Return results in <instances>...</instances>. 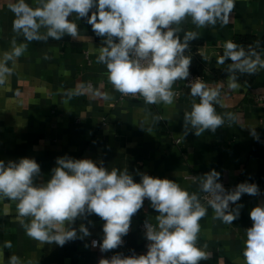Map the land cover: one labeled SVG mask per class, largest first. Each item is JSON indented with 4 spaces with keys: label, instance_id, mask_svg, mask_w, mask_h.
Here are the masks:
<instances>
[{
    "label": "crops",
    "instance_id": "obj_1",
    "mask_svg": "<svg viewBox=\"0 0 264 264\" xmlns=\"http://www.w3.org/2000/svg\"><path fill=\"white\" fill-rule=\"evenodd\" d=\"M14 2L0 0V56L11 51L14 38L18 45L27 43V50L14 64L9 62L13 75L0 86V160L35 159L42 180L47 181L58 157L87 158L103 162L109 170L127 168L136 182L139 173L174 180L189 192L199 193L205 205L199 185L202 176L212 170L233 188L254 183L259 194L242 195L237 202L242 205L239 218L232 224L214 219L210 207L199 222L198 245L207 244V251L212 252L211 259L200 264H244L245 230L252 225L249 213L264 202V107L256 103V97L264 93V70L237 74L241 87L235 91L227 88V75L217 78L213 70L227 69L231 63H217L228 40L245 47L259 42L257 51L264 58V0H236L224 27L197 29L190 19L182 25L185 31L199 33L186 53L192 58L189 71L203 74L210 87L223 82L216 111L237 115L236 123L226 120L224 127L199 137L194 132L184 135L183 115L193 100L184 81L174 84L176 97L171 106L146 105L143 98L120 100V93L108 81L106 67L96 62L103 38L95 35L86 19L70 17L78 24V40L64 36L59 41L49 38L29 43L13 32L15 17L8 5ZM26 2L35 6L34 0ZM104 94L112 98L105 99ZM157 116L159 121L154 119ZM251 128L258 139L251 135ZM177 138L182 140L180 145L175 144ZM156 215L145 199L143 208L132 217L124 243L102 253L98 246H91L92 240L103 238L104 221L95 214L76 220L77 238L64 246L41 245L26 235L16 202L0 199V264H8L11 255L20 257L23 264H99L115 251L143 254L147 240L138 225L146 220L156 223ZM81 223L91 233L83 239L79 238ZM5 241L11 242L10 249L3 247Z\"/></svg>",
    "mask_w": 264,
    "mask_h": 264
},
{
    "label": "clouds",
    "instance_id": "obj_2",
    "mask_svg": "<svg viewBox=\"0 0 264 264\" xmlns=\"http://www.w3.org/2000/svg\"><path fill=\"white\" fill-rule=\"evenodd\" d=\"M34 5L26 0L8 5L15 17L12 28L17 36L29 43L47 42L49 38L59 41L64 36L78 40V24L70 17L86 19L95 35L103 38L96 62L106 67L114 91L133 99L143 98L146 105L171 106L176 97L174 84L190 76L192 58L186 54L190 42L199 37L196 31H185L183 23L190 19L197 29L227 26L236 0H34ZM257 47L259 42L247 47L232 40L224 43L217 63L231 61L226 69L229 90L241 87L237 74L254 75L264 70V58ZM26 50L27 43L18 45L14 38L11 51L0 56V86L13 75L9 62L14 64ZM186 86L193 100L191 109L183 115L184 135L194 132L199 137L205 131L214 133L224 127L226 120L236 123V114L216 111L223 82L210 87L196 78ZM104 98L112 97L104 94ZM251 135L259 138L254 128ZM139 175L136 182L127 168L109 170L103 162L65 155L56 159L50 178L43 181L35 159L0 160V199L16 202L18 220L26 235L41 245L64 246L77 238L73 227L76 220L95 214L104 221L103 238L91 244L102 253L124 243L132 217L147 199L158 215L155 225L145 221L146 254L116 253L110 259H100L99 264H200L212 257L207 244L198 245L199 222L208 207L214 219L232 224L239 218L242 205L237 202L242 195L259 194L258 186L247 182L225 190L219 182L220 173L212 170L202 176L199 185L200 192L209 197L206 206L199 193L189 192L174 180ZM249 216L252 225L245 230L244 264H264V202L252 208ZM79 233L81 239L91 235L83 223ZM3 247L10 249L12 244L5 241ZM8 264L23 262L11 255Z\"/></svg>",
    "mask_w": 264,
    "mask_h": 264
},
{
    "label": "built area",
    "instance_id": "obj_3",
    "mask_svg": "<svg viewBox=\"0 0 264 264\" xmlns=\"http://www.w3.org/2000/svg\"><path fill=\"white\" fill-rule=\"evenodd\" d=\"M196 78H199L200 80H202L203 82H204V80H205V76L203 75V74H195V73H191L190 72V76L188 77V79L187 80H185L184 81V85H185V87L186 88H188L187 86H186V84L189 82V81H191V80H193V79H196ZM88 86L89 87H93V84L92 83H88ZM189 89V88H188ZM139 99H142V98H139ZM120 100H134L132 97H126V96H122L121 94H120ZM256 103H258V104H260V105H262L263 107H264V93H262V94H260V95H258L257 97H256ZM181 142H182V140L180 139V138H177L176 140H175V144L176 145H180L181 144ZM219 182L220 183H222V185L224 186V188H225V190H233L234 188L231 186V185H229L226 181H224V180H219ZM209 197H207L206 196V194H203V200H204V202L206 203V201H207V199H208ZM235 206V204H233V205H231V207H234ZM152 223V222H151ZM152 224H156V223H152ZM144 225H145V222H142V223H140L139 225H138V228H139V230L141 231V233L143 234V236H144V238H145V235H144V232H145V227H144ZM145 240H146V238H145ZM93 241V240H92ZM91 241V242H92ZM96 241H98L99 242V240H96ZM91 246H92V244H91ZM143 254H146V252H147V249H144L143 251ZM116 253H122L123 255H125V256H127L128 255V253H126V252H124V251H115V252H112L110 255H109V257L107 258V259H110L114 254H116Z\"/></svg>",
    "mask_w": 264,
    "mask_h": 264
},
{
    "label": "trees",
    "instance_id": "obj_4",
    "mask_svg": "<svg viewBox=\"0 0 264 264\" xmlns=\"http://www.w3.org/2000/svg\"><path fill=\"white\" fill-rule=\"evenodd\" d=\"M222 53H221V55H222ZM227 62H230V61H226L225 63H227ZM213 73L215 74V76L217 78L227 75L226 68H217V67H215L214 70H213Z\"/></svg>",
    "mask_w": 264,
    "mask_h": 264
}]
</instances>
